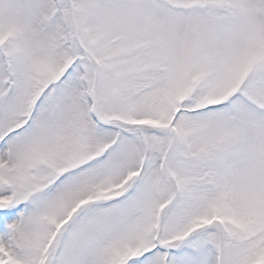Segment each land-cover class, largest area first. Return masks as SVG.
I'll list each match as a JSON object with an SVG mask.
<instances>
[{
  "label": "snow or ice",
  "instance_id": "1",
  "mask_svg": "<svg viewBox=\"0 0 264 264\" xmlns=\"http://www.w3.org/2000/svg\"><path fill=\"white\" fill-rule=\"evenodd\" d=\"M0 264H264V0H0Z\"/></svg>",
  "mask_w": 264,
  "mask_h": 264
}]
</instances>
